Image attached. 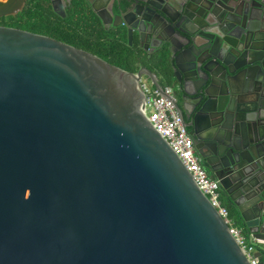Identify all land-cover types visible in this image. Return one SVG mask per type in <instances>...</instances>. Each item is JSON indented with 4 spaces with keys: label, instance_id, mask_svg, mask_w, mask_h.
Wrapping results in <instances>:
<instances>
[{
    "label": "water",
    "instance_id": "95a60500",
    "mask_svg": "<svg viewBox=\"0 0 264 264\" xmlns=\"http://www.w3.org/2000/svg\"><path fill=\"white\" fill-rule=\"evenodd\" d=\"M153 1L116 2L117 16L192 84L183 125L264 264V28L217 14L199 27ZM25 2L5 0L0 18ZM142 76L163 95L146 68L0 26V264H250L144 115Z\"/></svg>",
    "mask_w": 264,
    "mask_h": 264
},
{
    "label": "flooded vegetation",
    "instance_id": "af4514ba",
    "mask_svg": "<svg viewBox=\"0 0 264 264\" xmlns=\"http://www.w3.org/2000/svg\"><path fill=\"white\" fill-rule=\"evenodd\" d=\"M156 1L165 3L168 0L153 2ZM116 2L125 7L128 5L127 0H26L25 6L28 5L33 11L38 9L37 13L43 17L48 16L44 23L48 26V29H44L47 34H34L86 51L129 73L136 74L146 68L156 74L162 87L170 89V97L174 100L173 105L182 124L190 125L188 116L192 109L190 103L192 100L188 94L193 90L192 84L190 82L184 84L181 75L172 71L170 54L159 48V41L146 39L142 32L128 30L122 25L126 14L117 16ZM176 2L177 4L173 2L176 9H171V16L178 20L181 8L185 7L186 15H193L196 18L195 24L199 27L205 26L206 22H212V15L217 14L240 24L248 23L252 28H264V0H176ZM2 3L0 1V4ZM139 8L136 5V9ZM207 16L209 17L204 19ZM114 24L116 27H113ZM183 42L185 40L181 39L177 45ZM163 63H167L168 67L164 68ZM186 130L189 132L191 129L186 127ZM201 150L206 159L215 161L216 158L208 148L202 147ZM199 158L207 172L208 166L201 157ZM212 166L217 168L215 163ZM220 193L223 204H229L233 208L225 192L220 189ZM237 223L242 225L239 218Z\"/></svg>",
    "mask_w": 264,
    "mask_h": 264
},
{
    "label": "built area",
    "instance_id": "2783aa9c",
    "mask_svg": "<svg viewBox=\"0 0 264 264\" xmlns=\"http://www.w3.org/2000/svg\"><path fill=\"white\" fill-rule=\"evenodd\" d=\"M139 83L144 94V115L182 161L184 167L191 174L198 188L208 198L212 207L216 209L218 215L224 219L229 227L230 234L236 239L250 264H256L253 254L260 242L249 236L247 242L243 236L244 232L241 226L230 219L229 212L222 202L219 182L211 178L203 168L191 136L182 124L173 103L166 98L170 96V89L168 87L163 88V96L146 77H140Z\"/></svg>",
    "mask_w": 264,
    "mask_h": 264
},
{
    "label": "trees",
    "instance_id": "16d2710c",
    "mask_svg": "<svg viewBox=\"0 0 264 264\" xmlns=\"http://www.w3.org/2000/svg\"><path fill=\"white\" fill-rule=\"evenodd\" d=\"M77 5V4H76ZM78 7V5H77ZM38 9L32 10L28 5L23 8L21 12H19L16 16H8L0 18V26L12 27L15 29H20L24 31H29L33 33L47 34L44 29H48L47 25H44L45 20L48 18L43 17L41 14H38ZM163 67L167 68V63H163ZM133 72L134 70H128ZM167 72V69H165ZM229 215L236 216L238 221V215L235 210L229 205L225 204Z\"/></svg>",
    "mask_w": 264,
    "mask_h": 264
},
{
    "label": "rangeland",
    "instance_id": "374dc122",
    "mask_svg": "<svg viewBox=\"0 0 264 264\" xmlns=\"http://www.w3.org/2000/svg\"><path fill=\"white\" fill-rule=\"evenodd\" d=\"M1 2H4L5 0H0ZM230 219L235 223L237 224L238 226H240L238 223H237V219H236V216L232 215L230 216ZM243 236L246 238V241L248 242L249 241V237L243 233Z\"/></svg>",
    "mask_w": 264,
    "mask_h": 264
},
{
    "label": "crops",
    "instance_id": "0c3cea01",
    "mask_svg": "<svg viewBox=\"0 0 264 264\" xmlns=\"http://www.w3.org/2000/svg\"><path fill=\"white\" fill-rule=\"evenodd\" d=\"M263 248H264V246H263ZM256 249H257V247H256Z\"/></svg>",
    "mask_w": 264,
    "mask_h": 264
}]
</instances>
